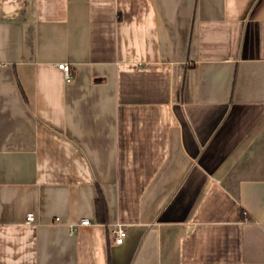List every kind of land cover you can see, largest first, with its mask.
Instances as JSON below:
<instances>
[{
	"label": "crops",
	"instance_id": "obj_1",
	"mask_svg": "<svg viewBox=\"0 0 264 264\" xmlns=\"http://www.w3.org/2000/svg\"><path fill=\"white\" fill-rule=\"evenodd\" d=\"M0 264H264V0H0Z\"/></svg>",
	"mask_w": 264,
	"mask_h": 264
},
{
	"label": "built area",
	"instance_id": "obj_2",
	"mask_svg": "<svg viewBox=\"0 0 264 264\" xmlns=\"http://www.w3.org/2000/svg\"><path fill=\"white\" fill-rule=\"evenodd\" d=\"M57 65L65 72V75L67 77L70 76V64L67 61H61ZM29 219L33 220L34 216L30 214ZM81 223L89 224L91 223V221L88 218H83L81 220ZM115 233H116V242L121 243L127 235V229L123 226L122 223H117L115 227Z\"/></svg>",
	"mask_w": 264,
	"mask_h": 264
},
{
	"label": "trees",
	"instance_id": "obj_3",
	"mask_svg": "<svg viewBox=\"0 0 264 264\" xmlns=\"http://www.w3.org/2000/svg\"><path fill=\"white\" fill-rule=\"evenodd\" d=\"M97 205V217L100 221H105L108 219V207L105 196L103 195L101 189L98 190V196L96 199Z\"/></svg>",
	"mask_w": 264,
	"mask_h": 264
}]
</instances>
